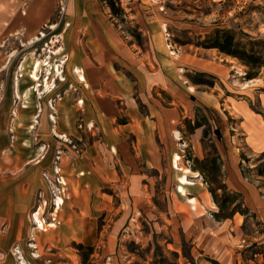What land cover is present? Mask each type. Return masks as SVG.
Returning <instances> with one entry per match:
<instances>
[{
	"label": "rangeland",
	"instance_id": "374dc122",
	"mask_svg": "<svg viewBox=\"0 0 264 264\" xmlns=\"http://www.w3.org/2000/svg\"><path fill=\"white\" fill-rule=\"evenodd\" d=\"M57 2L53 17L35 36L34 44L24 35L17 42L8 35L0 43V49L5 50L4 54L0 51V56L7 63L5 66L10 67L0 68V94H12V100H0V129L6 130L0 132L1 145L5 142L11 145L6 150L0 148V163L9 164L10 161V164H16L12 170H0V204L4 212L10 213L18 208L19 204L11 202L20 196L25 185L24 179L30 183L34 193V200L29 203L28 210L23 216L19 213L14 220V226H18V232L21 231L17 238L21 237L26 258L16 252L20 244H7L4 250H0V264H21L23 261L25 264H84L82 255L86 256L85 264H264V211H252L248 207L246 194L229 188L222 153L215 144L217 139L222 141L221 133L220 130L215 131L216 127L208 122V110L195 108L193 115L181 123L182 136L177 133L176 137L187 144L179 169L174 166V160L166 150L162 164L157 168L137 159L136 164H124L120 162L121 158L112 157L110 153L108 141L112 135L105 128L111 125H108L106 115L95 116L94 112L98 108L96 101L77 99L80 85L70 86L73 82L68 80V73L78 82L74 67L76 57L73 56L74 61L70 63L73 67L71 71H67L63 65L68 60L63 47L70 45L71 33L86 34L83 33L82 24L89 20L97 29L115 33L125 46L140 55L150 53L153 57L154 35H162L173 55L178 50L200 54L210 51L215 54L214 59L217 61L236 62L240 69L243 66V72L240 71L237 76H241L244 83L237 85L239 91L234 94V100L247 102L264 117V105L259 96L248 99L243 94L246 82L252 81L246 79L248 67L219 50L203 46L216 30H230L248 48L253 44L255 52L264 59V0H122L124 19H112L111 11L100 0ZM155 29L161 30V33ZM94 37L96 34L90 37L93 42L86 45L92 51H95L99 41H95ZM60 48H63L60 55L50 53ZM93 60L96 61L95 58ZM152 61L155 62L154 58ZM24 62L25 70L27 73L30 71L25 88L32 87L35 78L31 77L35 65L41 63L44 68L40 77L48 75L50 85L53 84L49 93L56 86L57 90L49 95L42 87L37 88L36 84L30 88L34 89V96L25 98L24 84L18 85V78L24 73L23 70L20 72ZM54 68L56 72L60 69L59 77L57 73L54 76ZM197 74H192L189 82L201 85L200 90L204 91H210L211 87L218 85L222 96L220 112H226L230 127L236 130L241 120L232 118L234 116L230 112H234V109L228 107L226 88L210 75ZM63 75L67 78L63 79ZM128 79L135 86L134 75L129 73ZM257 80L260 91L264 93V68ZM69 88L73 92L71 96L76 99L71 102L73 111L69 115L67 107V113L60 117L58 128L54 119L56 117L48 113L45 115V111H53L58 103L64 108L63 99ZM137 95L133 91L132 97ZM192 100L196 101L195 98ZM26 106H32L35 114L26 117ZM89 109L92 111L91 117L86 116V110ZM42 118L44 123L40 126ZM128 118L124 114L115 118L114 127L127 123ZM197 123L202 124L204 129L201 139L204 159L196 157L191 143ZM231 137L237 138V132L233 131ZM242 140L238 139L242 178L247 186L256 189L264 199V176L258 172L264 163V152L245 149ZM130 151L133 154L134 150ZM22 160L29 164L48 160L50 173L43 168L38 173L33 167L26 170L27 163L24 166L18 164ZM193 160L204 163L194 164ZM83 164L89 165V175L82 173ZM132 165L141 175L135 182L133 167L129 168ZM56 167L61 169L59 175L56 174ZM197 167H204V174L199 173L211 196L210 186H226L229 192L240 195L238 202L249 209L247 215L237 213L244 217L242 226H234L235 216L216 218L219 208L213 196L207 205L197 203V212L187 203V198L181 196L178 187L181 176L186 173L182 169ZM80 187L87 189V192L80 190ZM222 194L223 191L219 190L218 195ZM59 195L64 198L65 204L57 213V222H54L57 209L54 200ZM37 213L45 226L54 223L56 227L41 232L37 230L34 220ZM196 218H201L197 222L198 228L193 223ZM5 223L10 225L6 235L9 236L14 226L11 228L10 222L3 219L0 227ZM68 223L75 230L66 226L65 230L59 231ZM187 232L200 235H189L191 237L187 238ZM34 243L36 249L31 247Z\"/></svg>",
	"mask_w": 264,
	"mask_h": 264
},
{
	"label": "crops",
	"instance_id": "0c3cea01",
	"mask_svg": "<svg viewBox=\"0 0 264 264\" xmlns=\"http://www.w3.org/2000/svg\"><path fill=\"white\" fill-rule=\"evenodd\" d=\"M57 1L58 0H0V43H2L8 35H11L10 39L16 42L24 36L31 42L34 41L35 36L39 33L41 28L53 17L58 3ZM72 1L74 3L77 2V0ZM82 27L83 33L86 34L74 35L71 33L70 45L63 47L66 49L68 57V60L66 63H63V65L65 64L67 71H71L73 67L70 66V63L74 61V59L72 60L73 56L76 57L74 67L78 82H75L68 73V80L73 82L70 86L74 87L79 84L77 99L83 100L84 102L85 100L89 102L93 100L96 101L98 108L97 112H94V115L103 117L106 115L105 117L109 120L108 125L110 123L111 127L108 128L106 126L105 129H108V133L112 135V138L108 141L112 157L121 158L120 162L124 164H131L132 162L136 164V159L139 161L143 160L147 165L157 168L162 164L164 155L166 154L164 152L166 150L172 161L178 158V163H180V161L184 159L183 152L187 144L185 141H180L176 137L177 133L180 134V137L182 136V132L180 131L182 121L186 118H190L195 108L208 110V122L216 127L215 131L219 132L220 130L221 133L222 141L217 139L215 144L219 152L222 153V158L228 173L229 188L239 193H245L246 199L248 200V207L252 211H264V199L256 189L245 184L241 175V150L238 148V139H243L242 141H244L243 145L245 149L264 152L263 115L253 110L247 102H237L233 97L234 94L239 91L237 85H242L244 83L243 79H241L242 77L237 76L240 71L243 72V66L240 69L236 62L222 59L220 60L221 62L217 61L214 59L215 54L210 51L206 54H200L186 50H178L175 51L173 55L167 43H164L165 40L162 35L160 37L158 34L154 35V41H152L154 46L153 57L150 53L147 55H140L134 53L129 47L125 46L115 33H108L106 30L97 29L90 20L82 24ZM155 30L161 33V30ZM97 32H99V34ZM92 34H96V37H94V39H96L95 41L99 40L97 41L98 46L95 51H92L91 48L89 50L88 46H86L89 45V42H93V40L90 39ZM80 42H82V44ZM0 51L1 54H4L5 50L0 49ZM61 51L58 55L61 54ZM93 52L94 54H91ZM154 55H156V58ZM93 58H95L96 61H94ZM153 58L155 62L152 61ZM115 63L120 67H117ZM25 64L24 62L20 68V72L23 70L24 73L19 76L18 85L24 84L23 87L25 91L23 95L25 98L30 99L34 96V94H32L34 89L30 88L37 84L41 85L42 89H44L47 83L50 84L49 80L51 79L47 78L48 75L45 77H40V75H38L39 80L36 81L33 79L32 87H27L28 89L25 88L29 81L27 75L30 73V71L27 73L25 70ZM5 65H7L5 59L2 60V56H0V68H10ZM41 65L43 70L44 66L43 64ZM48 68L46 69L48 70ZM77 70L82 71L84 80L78 78L79 75L76 72ZM56 73L54 68L55 77L58 75H56ZM129 73L133 74L136 78L135 86L128 79ZM197 73L214 77L226 88V101L228 107L234 109V112H230L231 115L234 116L232 118H239L241 120V125L238 126L236 130L230 127L226 112H220L222 96L220 94L221 89L218 85L211 87L210 91H204L200 90L201 85L189 82L190 76ZM62 78L64 79L67 77L63 75ZM63 82L65 83V81ZM245 87L243 94H245L248 99H251L254 95H258L262 105H264V93L260 91L261 89H259L260 86L258 85L257 79L246 82ZM51 89H48L45 93H49ZM56 90L57 86L49 95ZM133 91L138 93V95L132 97ZM72 93L70 88L67 89L63 99L65 101L64 108H61L59 106L60 103H58L53 111H45V115L48 113V115L51 114L53 117H56L54 119L57 121L56 124L58 128L60 117L63 113H67V107L69 115L73 111L71 102L75 98L72 97ZM161 94H164V96H161ZM192 98H195L196 101H193ZM3 99L5 102L12 100V94H0V100ZM167 99L169 100L168 102ZM33 110L34 108L32 106L25 108L24 114L26 117L35 114ZM0 111H2V109H0ZM122 114L129 117L128 122L117 126V128L114 127L115 118L121 117ZM86 116H92L91 109L88 111L86 110ZM42 117L44 118L43 109ZM43 118L41 119L40 126H43ZM46 122L47 121H45V123ZM25 125L27 126L28 123H25ZM4 131L6 130L0 129V132ZM233 131L237 132V138L231 137ZM203 133L204 129L201 127L194 130V133L191 135L193 150L196 152V157L200 159L205 158L201 142ZM129 138H132V140L130 141ZM10 146L9 142H5L1 145L0 138L1 149H9ZM131 149L134 150L133 154L130 151ZM26 163L27 162L24 160L18 162L20 166H24ZM26 165V170L33 167L36 173H38L40 168H43V170L47 172L51 170V165H49L48 160L46 162L38 161L37 164L27 163ZM13 166H16V164H10V161L9 164L0 163V170H12L14 168ZM83 167L84 170L82 173L89 175V171L87 170L89 165L83 164ZM132 167L133 182H135L140 179L141 175L140 172H137L134 168V165L129 168ZM189 171L190 172L184 173V175L181 176V178L185 177L187 181L191 182L189 185L184 186L187 195L183 196L181 193L180 194L182 197L187 198V203L191 204L193 210L197 212V203L207 205L208 201H212V196L204 184V179L200 173L193 169ZM123 175H125V172ZM24 181L25 185H23L24 187L21 190L20 196L16 198V201L14 200L11 202L16 205L19 204L17 209L11 210L10 213L4 212L5 210L0 204V222L3 219L8 220L11 224V228L15 225V217H17L19 213L23 216L29 208V203L31 204L34 200V193L31 191L30 183L25 179ZM78 186H80L79 183ZM79 189L87 192L85 188L81 189L80 187ZM70 191L73 193L71 188ZM190 199L194 200V202H189ZM1 201L2 199H0V202ZM54 215L53 221L57 222V214ZM243 218L244 217L240 214L235 215L233 219L234 226L237 228L242 226ZM198 220H201V218H196V220L193 221V223L195 222L196 228H198ZM66 226L69 229L72 228L75 230V227L71 223H68V225L64 224L61 228L58 226L59 231L65 230ZM201 227L203 228L202 222ZM0 228V250H4L3 247H6L7 244H20L16 252L22 254L25 259L27 253L23 252L21 237L19 239L17 238V235L21 232H18V226L13 227L9 236H6L10 229L8 223L2 224ZM187 233V238L191 236L198 237L200 235L191 232ZM182 237L185 238L184 235H182ZM63 239L66 240V237ZM35 241L37 242V240ZM34 245L36 249L37 245L35 243Z\"/></svg>",
	"mask_w": 264,
	"mask_h": 264
},
{
	"label": "trees",
	"instance_id": "16d2710c",
	"mask_svg": "<svg viewBox=\"0 0 264 264\" xmlns=\"http://www.w3.org/2000/svg\"><path fill=\"white\" fill-rule=\"evenodd\" d=\"M103 5L109 8L111 11L112 19L116 17L120 19H124V11L121 7L122 0H100ZM122 17V18H121ZM139 37L141 34L139 33ZM139 39V38H138ZM204 48L206 49H216L219 50L222 54H225L234 59H238L244 63L248 67V72L246 75L247 80L257 79L261 70L264 68V59L262 56L255 52L253 44H250L251 48H248L246 44H244L236 35L235 32L230 30L218 29L214 32V34L208 38L203 43ZM198 75V74H196ZM205 75V74H199ZM192 77V76H190ZM203 127L202 124L197 123L194 126V130ZM243 161H245L244 156L242 157ZM194 164H203L204 161L193 160ZM242 161V163H243ZM215 163V160H213ZM194 171L200 172L202 175L204 174V167H197L193 169ZM259 175L264 176V163L259 169ZM213 183V182H212ZM223 191L222 195H218V191ZM210 192L214 198L215 203L219 208V212L215 214L218 219H228L233 218L237 213L242 215L249 214V209L244 207L242 202H238L240 197L237 193H231L228 191L226 186L220 188H213L210 186ZM80 249H84L83 246H79ZM90 250H93L89 248ZM84 259V264L86 260V256L82 255Z\"/></svg>",
	"mask_w": 264,
	"mask_h": 264
},
{
	"label": "bare ground",
	"instance_id": "6f19581e",
	"mask_svg": "<svg viewBox=\"0 0 264 264\" xmlns=\"http://www.w3.org/2000/svg\"><path fill=\"white\" fill-rule=\"evenodd\" d=\"M43 37H45V34H43ZM55 43H59V41H54ZM31 44H34V41L31 42ZM61 51V48L56 50L55 52H50L51 54H54V55H58ZM59 67V66H58ZM49 70V69H48ZM42 71V65L40 63L36 64L35 65V72H34V75L32 76V78H35L36 81L39 80V77L38 75L40 74V72ZM59 71H57V74L58 76H60L61 72L58 73ZM79 75V79L80 80H84V76L82 74V71L80 70H77L76 71ZM38 87H41V85H37V88ZM52 85H50L49 83H47L44 87L45 91H47L48 89H51ZM179 159L178 158H175L174 159V166H176L178 169H179V163H178ZM184 172L188 173L190 172L189 169H183ZM181 181V185L178 187V191L183 195V196H186L187 195V192L185 190V187L186 185H189L191 182L190 181H187V179L185 177H182L180 179ZM64 198L62 196H57L54 200V203H55V206L57 205V209H56V212L55 214L59 213V211L61 210L62 206L64 205ZM189 202H194V200L190 199ZM39 213L35 214V225H36V229L39 230V231H47L49 228H53V227H56V225L53 223L51 225H47L45 226V223L43 220H40L39 218ZM31 247H34L35 248V245H32ZM21 260V259H20ZM21 264H25L24 261L21 263Z\"/></svg>",
	"mask_w": 264,
	"mask_h": 264
},
{
	"label": "built area",
	"instance_id": "2783aa9c",
	"mask_svg": "<svg viewBox=\"0 0 264 264\" xmlns=\"http://www.w3.org/2000/svg\"><path fill=\"white\" fill-rule=\"evenodd\" d=\"M56 168H57V172H56V174L59 175L61 169H59V167H56ZM49 178H50V177H49ZM49 178L47 179L48 181H49ZM59 182H60V181H59ZM59 192H60V191H59ZM56 207H57V205H56ZM53 220H54V218H53Z\"/></svg>",
	"mask_w": 264,
	"mask_h": 264
}]
</instances>
